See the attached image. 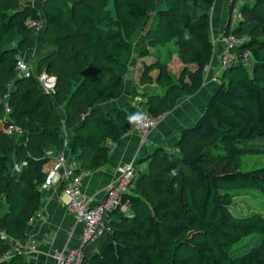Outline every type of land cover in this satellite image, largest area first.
<instances>
[{
	"label": "trees",
	"instance_id": "1",
	"mask_svg": "<svg viewBox=\"0 0 264 264\" xmlns=\"http://www.w3.org/2000/svg\"><path fill=\"white\" fill-rule=\"evenodd\" d=\"M23 1L0 0V117L5 116L4 96L9 94L8 118L20 127L13 134L0 130V174L4 175L0 229L8 238L0 237V258L10 249L22 250L0 264H30L21 246L41 210L42 187L50 171L44 169L50 157H43L40 142L49 141L58 153L65 146L61 122L51 123L53 94L41 88L35 75L27 77L17 69L20 48L34 46L42 17L48 25L82 27L86 54L98 61L94 72L72 91L62 122L65 127H77L71 149L74 157L68 158L76 164L71 181L108 162L112 145L134 131L136 123L129 117L136 113L162 117L197 94L216 49L211 27L215 0H165L162 6L156 0H102L101 6L84 7L73 3L68 19L56 0L44 2L43 15L30 5L31 0ZM236 1L231 2L230 16ZM153 7L156 30L136 51L124 31L143 25ZM240 12L243 18L236 24L230 20L225 33L243 41L233 51L238 56L248 54L247 63L239 60L222 71L204 111L193 124L179 129L172 150L154 144L146 157L135 161L136 167L147 166L139 168L124 195L130 213L116 209L104 215V235L87 247L89 264H264V238L235 248L244 237L264 235V215L237 216L231 211L239 194H264V165L242 168L244 154H264V0H244ZM29 20L36 24L30 26ZM11 36H17L20 45H5ZM171 42L183 63L177 78L159 55L152 62L144 60L153 48ZM135 59L143 64L139 84L161 90L146 94L144 104L132 99L103 108L104 103L121 99ZM51 65L47 64L48 70ZM35 124L44 128L34 129ZM11 154L28 161L25 176L7 170L3 158ZM4 199L10 201V211L2 213Z\"/></svg>",
	"mask_w": 264,
	"mask_h": 264
},
{
	"label": "rangeland",
	"instance_id": "2",
	"mask_svg": "<svg viewBox=\"0 0 264 264\" xmlns=\"http://www.w3.org/2000/svg\"><path fill=\"white\" fill-rule=\"evenodd\" d=\"M25 1V0H24ZM23 3H26V1ZM46 0H31V6H36V10L39 11L40 15L42 14L43 4ZM59 4H61L66 10V19L69 18V10L74 3L80 7L84 6H101L103 4L102 0H56ZM233 0H231L232 2ZM230 2V5H231ZM215 4L212 12H211V27H212V36L216 42L215 46L216 50L219 51L220 45L217 38L224 33L226 25L230 22H239L243 18V15H236L234 9L238 2L236 1L234 4V8L232 10V15L230 16V5L225 12L223 9L222 2L220 0H215ZM157 6L165 5V0H156ZM111 8V7H110ZM41 11V12H40ZM79 25H75L74 23H69L67 26H52L48 25L46 20L42 17L41 26L38 30V34L35 38V44L32 48H20V56H23L28 63L32 67V75L38 76L43 71H47V64L52 63L50 69L53 75L57 77L55 90L50 93L52 95V101L54 104V119L51 120V123H55L56 121L61 122L63 134L66 135V141L68 144H65L63 153H65L67 158L73 159L72 154V144L74 143V137L77 130L76 126H63L65 119V111L67 102L71 96L72 91L78 85L80 80L85 76H88L96 69L97 59L92 54H86L85 50V30L82 27H77ZM155 9L153 7L150 15L147 17L143 25H135L132 29L128 31H124L125 38L132 42L135 46L136 51H138V47L150 36L153 31H155ZM223 34V35H224ZM222 35V36H223ZM5 45H20V40L17 36L7 37ZM4 46V44H3ZM177 46L174 42L169 43L167 46H161L158 48H153L152 55L145 57L144 60L147 62L154 61L157 55L164 62H168L171 73L174 75V78H177L183 68V63L180 58L175 53ZM172 52V53H171ZM217 68L214 66V76L216 77L217 72L224 67L223 62L219 60L218 54L215 52L214 61H217ZM211 66V65H210ZM213 66V64H212ZM143 64L139 59H135L130 66L129 74L127 75L126 86L124 94L121 97V103L123 104L127 100L138 101L139 103L145 102L146 94L151 92H158L161 90L160 87L156 85L143 87L139 84V75ZM47 71V72H48ZM21 74V73H20ZM19 74V75H20ZM57 94V95H56ZM189 98V97H188ZM7 98L5 99V102ZM182 102V101H181ZM138 103V104H139ZM198 104V103H197ZM201 104V103H200ZM198 104V105H200ZM115 102L110 101L104 103L102 105L103 108L108 109L115 106ZM200 109V108H199ZM11 112V111H10ZM9 112V113H10ZM5 114V112H4ZM160 122V121H159ZM65 124V123H64ZM16 126V124H14ZM34 129H43V125L35 124ZM46 128H50V123L46 125ZM4 131V130H3ZM5 132V131H4ZM7 133V132H6ZM13 134V133H7ZM43 135V133L41 134ZM171 136H166L161 142H157V146L162 149H167L170 146L169 139ZM40 139V138H39ZM36 140H38L36 138ZM40 141V140H39ZM38 142V141H36ZM45 155L43 157L49 156L48 163L44 166L46 171L50 168L54 167V160L56 155L59 154L57 149L53 147L52 143L49 141L43 140L40 142ZM166 145V146H165ZM167 147V148H166ZM57 152V153H56ZM60 152V153H61ZM32 155L36 158L38 155L37 151H32ZM4 162L7 164V170L12 171V174L17 175L18 177H23L24 169L29 165L28 161L25 159H17L13 154L7 159L3 158ZM264 165V154L263 153H246L242 157V168L244 170H251L254 168H259ZM34 166V165H32ZM76 166V165H75ZM147 166V164H146ZM10 169V170H9ZM145 169V168H144ZM63 174V172H61ZM6 175V174H5ZM4 175L0 174V181H3ZM63 179L56 182V185H61ZM56 187V186H54ZM59 188V187H56ZM19 187H16L15 190H18ZM10 201L8 199H4L3 204L1 206V212H9L10 210ZM231 211L237 216H248L254 213H260L264 215V194L260 191H249L243 194H239L234 198V202L231 205ZM46 217L44 213H42V217L37 218L34 222L36 223L39 220H44ZM33 222V223H34ZM5 232L3 229H0V233ZM6 233V232H5ZM7 234V233H6ZM2 238V237H1ZM29 241H31L33 236H29ZM264 238V235L261 234H253L248 237H244L240 242L235 245V248L243 247L249 243H257ZM3 239H8L3 238ZM36 240V239H34ZM38 244V243H37ZM1 255V254H0ZM4 255V254H3ZM2 255V256H3ZM27 257H33L34 254L31 252H26ZM1 259V258H0Z\"/></svg>",
	"mask_w": 264,
	"mask_h": 264
},
{
	"label": "built area",
	"instance_id": "3",
	"mask_svg": "<svg viewBox=\"0 0 264 264\" xmlns=\"http://www.w3.org/2000/svg\"><path fill=\"white\" fill-rule=\"evenodd\" d=\"M244 0H237L238 5L234 9L236 15H241L240 6ZM238 21V20H237ZM237 21L233 22L234 24ZM42 20L38 24V30L41 26ZM30 26H34L36 23L32 20L28 21ZM224 34V33H223ZM222 34V35H223ZM218 37L220 48L219 51L215 49L216 54H218L219 60L223 62V66L214 76V73L209 75V70L211 66L207 68V75L205 78V84L209 81H217L222 71L231 63L239 62L242 60L247 63V55L238 56L233 48L239 43L243 42L233 35L225 33L223 36ZM214 40V39H213ZM215 46L216 42L214 40ZM17 69L24 76L30 77L32 75V67L23 56H19L17 60ZM41 88L47 92L52 93L55 90V85L57 77L47 71H43L41 74L36 76ZM9 95V94H8ZM8 95L4 96V99L8 98ZM11 107L9 103L5 102V116L0 117V130H4L7 133H16L20 130L18 125L10 122L9 112ZM146 119L143 123L135 125L134 131L137 132L144 143H149V135L157 127L160 119L163 117H155L151 114H145ZM65 144H68L66 141ZM73 161H69L65 153L61 152L56 155L54 160V167L50 169L46 181L42 187L44 191L56 184L57 181L65 180V186L63 188V198L65 199V205L68 212H70L76 219V222L81 224L82 231L79 242L76 245H68L62 248L55 249L54 259L56 264H89L86 261L87 247L89 244L96 242L101 236L104 235L106 231V226L104 223V215L107 212L113 210H120L121 212L130 213L129 202L124 200V195L130 191V188L137 176V167L135 166V160H129L124 162L118 167V175L107 184L104 189V194L100 199H96L93 196H89L85 193L83 184L81 183L82 175L70 180L72 171L75 167ZM63 172V174H61ZM39 217H42V212H38L32 219V223ZM0 237L6 238L7 234L5 232L0 233ZM17 245V243H15ZM15 245V246H16ZM26 252H35L38 249L37 241L32 239L29 241L28 234L26 241L23 246H21ZM21 253L20 247L10 249L4 253L0 259V263L3 261H8L12 258L13 254Z\"/></svg>",
	"mask_w": 264,
	"mask_h": 264
},
{
	"label": "crops",
	"instance_id": "4",
	"mask_svg": "<svg viewBox=\"0 0 264 264\" xmlns=\"http://www.w3.org/2000/svg\"><path fill=\"white\" fill-rule=\"evenodd\" d=\"M220 1L227 14L226 7L228 9L231 0ZM217 63L218 60L214 61L213 57L209 64L211 65L209 75L214 73ZM216 85L215 81L204 83L203 88L197 94L183 99L173 111L164 115L149 135V143H144L135 131L124 135L117 143H114L108 162L97 171L82 175L81 183L85 193L100 199L107 184L118 175V167L121 164L129 160L136 161L146 157L152 150V146L154 144L158 145L157 142H161L166 136H171L169 139L170 146L166 148L172 150L178 139L179 129L193 124L200 117L204 111L205 102L217 87ZM113 102H115V105L112 106L117 107L120 105L121 100H114ZM134 103L138 104L139 102L134 101ZM197 103L201 104L198 105ZM145 166L146 164L140 165L137 167V171L139 168L144 169ZM49 170L50 168L47 172ZM40 212L44 213L46 218L30 224L28 235L36 239L38 249L33 257H28V260L30 264H56L53 256L55 249L76 245L81 237L82 226L76 222L75 217L66 209L63 189L60 184L59 186L54 184L44 191Z\"/></svg>",
	"mask_w": 264,
	"mask_h": 264
},
{
	"label": "clouds",
	"instance_id": "5",
	"mask_svg": "<svg viewBox=\"0 0 264 264\" xmlns=\"http://www.w3.org/2000/svg\"><path fill=\"white\" fill-rule=\"evenodd\" d=\"M146 119V115L144 113H136L135 115L129 117L130 122H134L137 125L143 123Z\"/></svg>",
	"mask_w": 264,
	"mask_h": 264
}]
</instances>
